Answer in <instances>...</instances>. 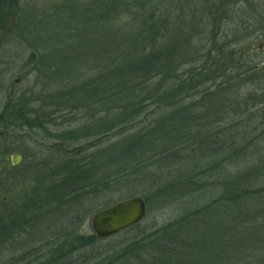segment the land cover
<instances>
[{"label":"trees","instance_id":"obj_1","mask_svg":"<svg viewBox=\"0 0 264 264\" xmlns=\"http://www.w3.org/2000/svg\"><path fill=\"white\" fill-rule=\"evenodd\" d=\"M63 1L50 7L73 11L70 26L62 36L50 38L51 43L39 38L30 57L39 60L31 65H36L41 77L52 80L57 90L70 93L72 105H80L67 111L84 115V123L74 130L93 141L74 150H58L77 159L63 173L59 167L48 175L44 170L52 167L38 170L36 174L50 182L40 186L38 197L32 190L33 199L21 197L23 229L28 230L25 225L42 216L44 200L51 203L52 212L77 210L86 200L95 202L103 194L126 189L130 196L124 200L138 195L152 209L151 197L144 195L147 184L152 198L162 200L160 208L179 201L176 194L180 190L191 204L172 224L147 230L141 222L122 232L141 233L146 248L160 257L153 264H264L260 126L246 108L242 111L250 122L246 130L232 126L236 133L224 140L211 125L201 124L193 101L185 103L199 93V86L200 91H207L205 85L213 79L209 73L215 74V67L229 70L224 50L213 48L214 26L221 22L220 17L233 16L238 5L252 0ZM254 16L261 21L260 14H253L250 20ZM224 92L204 95L199 107L207 110L209 103L219 101L222 106L227 98L222 102L219 96ZM234 97L235 93L228 92V100L235 103L229 115L239 109ZM171 109L174 111L160 117ZM28 119L22 107L8 105L0 115V125L9 122L6 125L13 128H29ZM43 123L34 121V128L41 129ZM148 123L149 130L142 126ZM133 129L141 130L138 136H128ZM113 130L119 131L117 136L111 135ZM118 136L126 139H117L121 143L115 145L119 161L114 157L109 174L101 172L99 159L87 166L78 164L84 152ZM0 189L8 190L1 182ZM98 211L94 207L84 214L90 218ZM2 225L0 214V239ZM86 242L90 245L98 239L93 234Z\"/></svg>","mask_w":264,"mask_h":264},{"label":"rangeland","instance_id":"obj_2","mask_svg":"<svg viewBox=\"0 0 264 264\" xmlns=\"http://www.w3.org/2000/svg\"><path fill=\"white\" fill-rule=\"evenodd\" d=\"M53 2L64 3L63 0H0V115L5 112L8 105L16 104L17 107H22V113L26 119L29 118L27 122L30 125L29 128H13L11 125H6L7 123L9 125V122L4 126L0 125V182L8 189L5 192L0 189V214L3 225L7 221L4 200L9 209L14 208L15 205L23 207L22 196L27 199L32 196L33 199L34 195L30 191L32 190L38 197L42 194L40 186L46 181L50 182V179L45 181L44 177L36 174L39 169L52 167L51 170H44L48 175L53 168L59 167L63 173L65 167L77 160L69 157L71 154L67 157V154L64 155V152L61 154L58 150H74L87 146L93 141L80 137L74 130L84 123L85 120H81L84 115L67 111V109L79 108L80 105H72L69 101L70 93L57 90L52 80L41 77L36 65H31L32 62L39 60L30 58L36 50L35 44L39 38L44 37L46 38L44 41L51 43L50 38L62 36L70 26L73 11H60L61 9L55 10L56 8L52 10L50 6ZM84 3H87V0H84ZM234 11L233 16L228 15L229 18L220 17L221 22L214 26L216 30L213 27L214 42H216L213 43V48L224 50L228 62L230 61L229 70L219 71L220 66L215 67V74L209 73V77L213 79L205 85L207 91H200L199 86L196 90L199 93L184 102L193 101L196 107L195 116L199 114V117H202L201 124L206 122L211 125V130L224 140L232 132L236 133L235 130L238 128L240 131L246 130L250 122L242 111L248 108L255 118V124L260 126L257 127V132L260 135L261 147L264 149V125L261 124L264 122V0H252L250 4L243 2ZM253 14H260L261 17L258 16V19L261 21L255 19V16L250 20ZM210 35L209 32L208 36ZM198 81H203V78L199 77ZM216 91H225L219 96L222 102L225 96L227 98L222 106L219 101L217 105L213 102L209 103L205 108L207 110L199 107L201 97L208 93L214 94ZM228 92L235 93L234 102L239 108L234 115H229L234 110L235 103L231 104L228 100ZM208 110L211 111L209 117L205 115ZM168 111L162 113L160 117L167 116L174 109ZM195 120L199 121L198 117ZM34 121L44 122L43 127L34 128ZM142 126L151 129L150 123ZM232 126L236 127L235 130ZM140 131L133 129L128 136L136 137ZM111 133L112 136H117L119 131L113 130ZM118 138L121 142L126 139L125 136H118L101 146L96 145L78 158V164L83 162L87 166L99 159L103 164L101 172L106 171L109 174L111 168L108 167L115 162L114 157L119 161L117 153L121 143ZM115 145L119 147L116 148ZM15 155L21 156V161L17 165L12 163V157ZM104 155L107 160L103 158ZM261 185L263 186L264 183ZM145 186L147 189L144 195L151 197L154 206L150 209L146 204L147 215L141 221L145 223L144 229H156L172 224L183 213L182 210L191 205L188 203V198L181 196L183 191L180 190L176 194L180 198L179 201L160 208L162 200L160 201L156 196L152 198L151 187L147 184ZM129 196L126 189L113 191L103 194V198L98 201L86 200L81 207L76 204L77 210L64 208L54 212L49 207L51 203L42 201L43 208L40 211L42 216L25 225L28 230H24L21 238L19 252H23L24 263L61 264L60 255L66 252L59 247L72 238L70 252L72 257H78L77 262L81 264H153L160 257L154 254L151 248H146L141 233L135 230L129 233L121 232L122 234L98 240L90 245L86 242L87 237L94 234L90 223L94 215L90 218L85 216L86 209L91 211L95 207L96 211L100 212L104 210V206L115 205ZM71 200L73 198H68V201ZM13 220L14 218L8 219V221ZM9 232L12 233L11 230ZM3 234L4 232L0 239V264H6L16 256L12 250L7 251L4 248ZM49 239L52 240L51 245L43 246ZM83 243L86 247L76 251L75 247L79 248ZM132 245L136 246L132 247ZM81 254L84 259L80 261Z\"/></svg>","mask_w":264,"mask_h":264},{"label":"water","instance_id":"obj_3","mask_svg":"<svg viewBox=\"0 0 264 264\" xmlns=\"http://www.w3.org/2000/svg\"><path fill=\"white\" fill-rule=\"evenodd\" d=\"M20 155L12 157L13 165L19 164ZM147 215L146 202L142 197H134L112 205L91 218V228L99 240L117 235L137 224Z\"/></svg>","mask_w":264,"mask_h":264},{"label":"flooded vegetation","instance_id":"obj_4","mask_svg":"<svg viewBox=\"0 0 264 264\" xmlns=\"http://www.w3.org/2000/svg\"><path fill=\"white\" fill-rule=\"evenodd\" d=\"M4 203H5V209H4L5 210V220L7 221H5L4 223L3 246L7 251L12 250L14 254L16 255L15 258L9 260L6 264H25L24 259L22 257L23 252H19L21 250V238L24 234L22 207L15 205L14 208L9 209L7 206L6 200H4ZM10 218H14V220L8 221V219ZM10 230L12 231L11 234H9ZM51 241L52 240L49 239L47 242L44 243L43 246L51 245ZM68 241H69L68 243H66L67 242L66 241L65 243L61 244V247H59V248H62V250L66 252V254L64 253L63 255H60V259L62 260L61 264H81L77 262L78 257L77 256L72 257V254L70 252L73 239L70 238L68 239ZM85 247L86 245L85 243H83V245H80L79 248L77 247L75 248H76V251L77 250L79 251ZM65 249H68V251ZM48 250L49 248L47 249V251ZM37 251H41V249H37ZM82 257L83 256L81 254L79 257L80 261L84 259V257L83 258ZM60 259L58 258V261H60Z\"/></svg>","mask_w":264,"mask_h":264}]
</instances>
